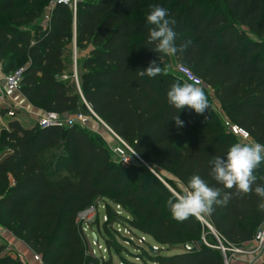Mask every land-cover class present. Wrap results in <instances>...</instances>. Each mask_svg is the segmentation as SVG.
Instances as JSON below:
<instances>
[{"label": "trees", "instance_id": "1", "mask_svg": "<svg viewBox=\"0 0 264 264\" xmlns=\"http://www.w3.org/2000/svg\"><path fill=\"white\" fill-rule=\"evenodd\" d=\"M48 5L0 0V61L30 59L22 83L28 101L62 116L90 114L88 104L159 174L166 170L185 184L198 174L233 196L204 216L214 232L198 217L177 221L167 204L174 196L168 186L179 192L174 182L144 165L115 162L101 133L79 125L25 127L12 119L0 133V225L43 264H109L91 255L78 221L80 212L103 202L105 242L126 264H226L217 237L227 248L253 242L264 227L261 198L254 191L237 196L212 178L213 158L242 140L209 102L203 114L187 107L178 112L168 103L171 86L186 82L170 60L192 70L214 91L226 117L264 144V0H77L75 10L56 4L46 24H38ZM152 5L176 21L170 26L183 51L168 56L148 48L155 47L147 44ZM75 39L77 49L88 52L78 62L79 92L63 78ZM152 60L165 73L139 75ZM254 174L253 189L264 186V163ZM112 204L129 214L132 229L159 245L157 252L149 245L132 258L123 256L116 227L122 217ZM174 249L181 252L168 254ZM0 264L23 263L0 245Z\"/></svg>", "mask_w": 264, "mask_h": 264}, {"label": "clouds", "instance_id": "2", "mask_svg": "<svg viewBox=\"0 0 264 264\" xmlns=\"http://www.w3.org/2000/svg\"><path fill=\"white\" fill-rule=\"evenodd\" d=\"M151 8L146 20L154 27L149 30L147 44H154L155 47L148 48L168 56L183 51V45L179 49L175 45L177 33L170 26L175 25L176 21L168 19L167 9L159 5H152ZM164 73L165 70L160 64L152 60L139 75L154 78ZM167 101L178 112L187 107L197 114H203L209 108L203 88L188 82L174 83L167 92ZM173 120L177 127L183 125L179 115L174 116ZM211 163L210 174L218 184L223 185L224 189H235L234 194L237 196L254 191L261 198L258 209L264 212V186L257 185L253 189L257 180L254 172L264 163V144L236 142L230 146L226 156H216ZM232 196L233 193L223 191L219 187H210L200 175L193 174L186 184L180 183L179 192L175 193L167 204L173 218L182 222L192 216L201 218L211 215L214 206H226Z\"/></svg>", "mask_w": 264, "mask_h": 264}, {"label": "rangeland", "instance_id": "3", "mask_svg": "<svg viewBox=\"0 0 264 264\" xmlns=\"http://www.w3.org/2000/svg\"><path fill=\"white\" fill-rule=\"evenodd\" d=\"M50 3L51 0H49L48 7H46L43 10V15L41 19L38 21V24H46V20L49 18L51 13ZM0 19H5V17H1ZM87 53H88L87 51H79L77 49L75 41L68 46V50L65 57L66 60L68 61V65H67V71L65 72L63 78L66 81H69V88L71 92H75V91L79 92L80 86H79L78 62L81 61V59L84 58ZM29 62L30 59L25 56L24 57L13 56L11 58H8L7 60L0 61L3 70L6 73L13 72L20 68H25L29 64ZM175 66L176 63L173 60L172 61L170 60V67L172 68L173 71L175 70ZM196 84L197 86L202 87L203 90L205 91L208 102L212 105L213 110L216 113H218L223 120H225L226 114L221 108L219 101L216 99L214 95V91L201 82H197ZM18 94L21 95L22 90ZM43 113L44 111H42L41 108L39 112L36 114H31L28 111L23 112V110L20 109L19 105L12 106L11 109L0 108V133L8 126L7 123L9 120L18 117L20 118V120H22L24 124L32 123L36 125L38 124L39 117ZM102 121H100L97 118H93L91 130H94L98 133L100 132L104 134L106 137L107 135L110 136L108 129L106 128L104 123H102ZM109 138L111 139V137ZM241 143H251V142L242 141ZM144 166L150 169L153 173L159 176L162 175L165 178L172 180L174 182L175 187L179 190L180 182L171 173H169L166 170L160 169L159 170L160 174H159V172L149 164ZM173 190L175 191V189ZM112 206L114 210L117 212V214H119V216L122 217L120 221L121 224L116 225V227L118 229L119 234L121 235V237H119V240L121 244L125 247V251H123V256H126L127 258H132L131 256H134V254H138L139 247L146 249H148L149 245L159 247V245L153 239L147 236L145 237L144 234L130 227V225L126 221V218L129 217V214L125 210L114 204H112ZM106 220H107V214H106L105 204L103 202H100L94 221L91 224H89V226L85 227L86 236L89 242L90 253L92 256L100 260H108L109 264H126L118 253L109 250L105 242V237H104L105 233L103 231V224L106 222ZM1 226L5 231V235L7 236L10 235L9 239L10 237L12 238V235L10 234L11 231L3 224ZM21 242L23 243V241ZM220 247L221 245L219 243L218 249H220L223 252V250ZM230 249H231L229 251L231 253L230 256H228L223 252L225 256V260L227 257L228 264H260L261 262L264 261V243L260 244V240L257 238V236L255 240L250 244H247L243 247L231 246ZM179 252H181V249H174L168 254H175ZM133 261L140 262L136 258L133 259Z\"/></svg>", "mask_w": 264, "mask_h": 264}, {"label": "built area", "instance_id": "4", "mask_svg": "<svg viewBox=\"0 0 264 264\" xmlns=\"http://www.w3.org/2000/svg\"><path fill=\"white\" fill-rule=\"evenodd\" d=\"M66 4L72 7L74 10L76 8L77 0H51L50 7H54L56 4ZM25 68H20L10 73H6L0 70V108L11 109L12 106H17L13 101L14 96L22 90V83L24 79ZM175 70L182 75L183 79L188 83H193L197 85V82L203 83L192 70L182 66L181 64H176ZM204 84V83H203ZM90 111V114L85 113L83 110H78L74 114L70 115H60L54 112H46L39 117L38 125L42 127H59L67 128L74 125H79L84 128L92 129L93 118H97L100 121L101 118L91 109V107L86 104ZM106 128L108 129L112 141L109 139L108 142L112 157L115 162L124 165H147L143 158L134 151L132 146L123 138L119 137L104 121H102ZM224 124L228 131L239 137L242 141L254 142L250 134L244 129L234 124L229 118L226 117ZM127 161V162H126ZM98 211V206H91L90 208L82 211L78 215V221L83 224V229L89 226L94 221L96 212ZM5 231L0 225V245H5L7 252L11 254L13 258L19 259L23 264H43L42 257L35 253H24L23 251H18L14 249L11 241L6 237ZM221 245V249L226 254L230 251L223 245L219 237H217ZM257 238L260 240V244L264 243V229L258 232ZM227 259V257H226Z\"/></svg>", "mask_w": 264, "mask_h": 264}, {"label": "crops", "instance_id": "5", "mask_svg": "<svg viewBox=\"0 0 264 264\" xmlns=\"http://www.w3.org/2000/svg\"><path fill=\"white\" fill-rule=\"evenodd\" d=\"M0 70H2V71H4L3 70V67H2V64L0 63ZM13 101L15 102V104L16 105H19V107H20V109H22L23 110V112H25V111H28L29 113H31V114H36V113H38L39 112V110H40V108L39 107H37L36 105H34V104H32L31 102H29L28 101V99L23 95V94H21V95H19L18 93L14 96V98H13ZM19 103V104H18ZM42 111H44V110H42ZM14 119H16V120H18L23 126H25V127H32V126H34V124H32V123H23L22 122V120H20V118H18V117H16V118H14ZM9 122H10V120L8 121V123L7 124H9ZM100 133V132H99ZM102 134V133H101ZM102 135H104V134H102ZM105 136V135H104ZM106 137V136H105ZM109 137H111V136H108L107 135V139H109L110 141H112ZM11 235H12V238L10 237V239H9V236L10 235H8V236H6L9 240H11V243L13 244V246H14V248L16 249V250H18V251H23L24 253H32L31 251H30V249L28 248V246L23 242H21L20 240H18L17 238H15L14 237V235L12 234V233H10Z\"/></svg>", "mask_w": 264, "mask_h": 264}, {"label": "water", "instance_id": "6", "mask_svg": "<svg viewBox=\"0 0 264 264\" xmlns=\"http://www.w3.org/2000/svg\"><path fill=\"white\" fill-rule=\"evenodd\" d=\"M75 32H76V34H77V25L75 26ZM77 43V40L75 39V44ZM164 183L166 184V182L164 181ZM167 185V184H166ZM168 186V185H167ZM169 188H170V190L175 194L176 192L170 187V186H168ZM201 221H203L204 223H206V225L212 230V232H214V229H213V227L203 218V217H201V218H199ZM185 248H187V246H185ZM150 249L152 250V251H154V252H157L158 251V248L157 247H155V246H151L150 247ZM188 249V248H187ZM226 264H228V262H227V259H226Z\"/></svg>", "mask_w": 264, "mask_h": 264}]
</instances>
